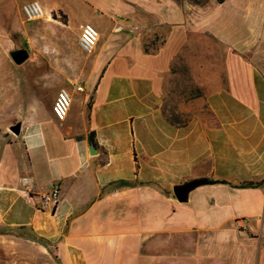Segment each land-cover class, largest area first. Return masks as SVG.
Segmentation results:
<instances>
[{
    "label": "crops",
    "instance_id": "crops-1",
    "mask_svg": "<svg viewBox=\"0 0 264 264\" xmlns=\"http://www.w3.org/2000/svg\"><path fill=\"white\" fill-rule=\"evenodd\" d=\"M180 1L41 0L44 20L67 28L69 4H87L100 39L84 52L80 23L28 58L30 117L0 139V264H264V0ZM198 46L228 81L208 95V121L178 127L166 118L174 62ZM62 88L75 107L64 122ZM193 179L211 183L179 202L174 187ZM54 184L60 201L44 208Z\"/></svg>",
    "mask_w": 264,
    "mask_h": 264
},
{
    "label": "rangeland",
    "instance_id": "rangeland-1",
    "mask_svg": "<svg viewBox=\"0 0 264 264\" xmlns=\"http://www.w3.org/2000/svg\"><path fill=\"white\" fill-rule=\"evenodd\" d=\"M32 1L28 0L27 2ZM41 2V0H38ZM187 0H181L183 4ZM205 5H196L190 1L196 8L200 10L208 7L209 2L214 0H203ZM27 2H20L19 0H0V139L4 135H16L12 130V126L23 124L25 120L30 117L28 112L29 99L26 91L25 74L28 60L23 64L18 65L11 53L16 50L25 49L29 52V57L41 52L49 53L52 45L55 44L60 36L62 30L65 28L66 35L71 33L72 28L78 27L80 23H86V19L92 14V9L85 4L73 3L69 4V11L71 10V24L69 28L63 27L61 23L48 22L44 19L37 21H26L22 6ZM42 4V2H41ZM43 5V4H42ZM227 7L224 8L226 10ZM230 8V7H229ZM232 11L225 13L228 19L232 18ZM59 13L57 15L59 17ZM85 21V22H84ZM233 23V22H231ZM234 23L240 28V22L235 20ZM195 28L199 29L200 27ZM100 33V29L97 27ZM244 31V30H243ZM242 31V32H243ZM239 32V33H242ZM196 44H201V33H196ZM80 33L76 36L79 38ZM66 37V38H67ZM209 42H213L212 35L209 37ZM213 46V45H211ZM68 47H66V50ZM212 52L217 51L218 47L215 45L211 47ZM213 54L210 58H217L221 53ZM57 52V48H53ZM201 46L195 47L194 51L189 54L179 56L174 62L173 73L174 77L170 79V86L168 87L169 103L167 110L169 113L176 114L177 121H184L191 119L195 115H202L210 119L207 113L206 99L208 95L225 87L227 83V72L221 61L202 62L199 55ZM218 54V56H217ZM189 55H194L189 58ZM222 57H219L221 60ZM54 93V90H53ZM49 92L45 93L41 103L42 112L47 106V97ZM72 108L75 109L72 104ZM209 112V111H208ZM239 231H246L247 225L244 222L237 223Z\"/></svg>",
    "mask_w": 264,
    "mask_h": 264
},
{
    "label": "built area",
    "instance_id": "built-area-1",
    "mask_svg": "<svg viewBox=\"0 0 264 264\" xmlns=\"http://www.w3.org/2000/svg\"><path fill=\"white\" fill-rule=\"evenodd\" d=\"M22 12L27 21H37L40 19H44L46 17V12L38 0H32L25 3L22 6ZM122 27L118 26L115 28V31H121ZM100 39V33L97 27L91 23H86L83 25L79 38V45L81 49L87 54H91L96 48ZM78 92H83L84 87L82 85L73 84ZM73 103V96L71 92L62 88L58 92L56 100L53 105V113L56 119L60 122H64L71 109ZM60 201V186L59 184H54L50 191L43 194L41 197L42 206L47 208L52 206L53 208L57 207Z\"/></svg>",
    "mask_w": 264,
    "mask_h": 264
},
{
    "label": "water",
    "instance_id": "water-1",
    "mask_svg": "<svg viewBox=\"0 0 264 264\" xmlns=\"http://www.w3.org/2000/svg\"><path fill=\"white\" fill-rule=\"evenodd\" d=\"M14 61L20 65L23 64L24 62H26L29 58V52L25 49H20V50H16L13 51L11 53ZM20 125H16L14 127L11 128V130L16 134L19 135L20 134ZM91 153L94 154V152L90 149ZM210 181L207 179H193L190 180L184 184H180V185H176L173 189L174 191V195L176 197V199L181 202V203H185L188 202L189 200V195L190 193L195 190L196 188L203 186V185H207L209 184Z\"/></svg>",
    "mask_w": 264,
    "mask_h": 264
},
{
    "label": "trees",
    "instance_id": "trees-1",
    "mask_svg": "<svg viewBox=\"0 0 264 264\" xmlns=\"http://www.w3.org/2000/svg\"><path fill=\"white\" fill-rule=\"evenodd\" d=\"M175 1H177V2H179V0H175ZM187 1H190V2H192V3H194V4H196V5H204V4H206L208 1H206V3L203 1V0H187ZM219 3H222V2H224V0H217ZM59 17L60 18H58L57 16H56V14H54L53 15V17L56 19V20H59V21H61V22H63L64 24H67V16L63 13V12H59ZM207 109H208V107H207ZM209 110H207V113H208V115H210L211 116V114H210V112H208ZM201 118H203L205 121H208L209 119H208V116L207 117H205V116H202L201 114L199 115ZM176 114L173 116V114H171V113H169L168 112V110H167V115H166V118H167V120L171 123V124H173V125H177L178 127H182V126H185L191 119H187V120H184V121H182V122H180V121H177L176 120ZM211 183V182H210Z\"/></svg>",
    "mask_w": 264,
    "mask_h": 264
},
{
    "label": "bare ground",
    "instance_id": "bare-ground-1",
    "mask_svg": "<svg viewBox=\"0 0 264 264\" xmlns=\"http://www.w3.org/2000/svg\"><path fill=\"white\" fill-rule=\"evenodd\" d=\"M47 21L48 22H55L53 19H48Z\"/></svg>",
    "mask_w": 264,
    "mask_h": 264
}]
</instances>
